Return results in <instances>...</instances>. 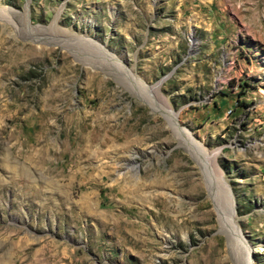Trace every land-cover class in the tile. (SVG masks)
<instances>
[{
    "label": "rangeland",
    "instance_id": "obj_1",
    "mask_svg": "<svg viewBox=\"0 0 264 264\" xmlns=\"http://www.w3.org/2000/svg\"><path fill=\"white\" fill-rule=\"evenodd\" d=\"M249 263L264 0H0V264Z\"/></svg>",
    "mask_w": 264,
    "mask_h": 264
},
{
    "label": "bare ground",
    "instance_id": "obj_2",
    "mask_svg": "<svg viewBox=\"0 0 264 264\" xmlns=\"http://www.w3.org/2000/svg\"><path fill=\"white\" fill-rule=\"evenodd\" d=\"M22 14V17L24 18V21H25V23H26V25L28 24V17H27V12L25 11V12H22L21 13ZM129 75H130V78L135 82V83H137L139 86H143L144 88H147V89H149V88H154L155 90H157V88H158V84L159 83H157L156 85H153V86H146L145 85V83H143V81H141V79L139 78V77H136L135 75H133L132 74V71H130V73H129ZM130 79V80H131ZM132 81V82H133ZM141 88V87H140ZM51 93V92H50ZM47 98V97H46ZM163 105H164V112H165V114H167V116H168V118L170 119V121L176 126V129H177V132L179 133V135H182L183 137H188L189 138V133L187 132V131H185V129L184 128H181V127H178V125H177V123H176V116H177V114L175 113V112H173L172 111V109H171V107L169 106V104L165 101V99L163 98ZM43 122V121H42ZM96 127H98V126H95V128ZM192 142V144H194V147L197 149V150H201V151H203L204 153L205 152H208V153H211L212 151H209V150H207L203 145H201V144H199V143H197V142H195V141H191ZM193 147V148H194ZM217 152L218 151H216L215 152V154H214V163H215V156H216V154H217ZM130 158H132V156H130L128 159H130ZM124 166H126V163H119V170H121ZM118 171V170H117ZM123 172V171H122ZM91 200H92V198L89 196V195H85V197H84V199H83V204H84V206H86L87 208L89 207V206H91L92 204H91ZM82 203V202H81ZM250 264V263H249Z\"/></svg>",
    "mask_w": 264,
    "mask_h": 264
}]
</instances>
